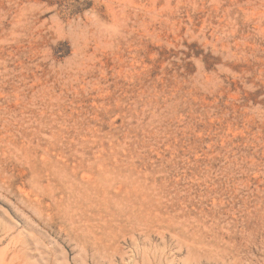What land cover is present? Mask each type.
Instances as JSON below:
<instances>
[{
	"label": "rangeland",
	"instance_id": "374dc122",
	"mask_svg": "<svg viewBox=\"0 0 264 264\" xmlns=\"http://www.w3.org/2000/svg\"><path fill=\"white\" fill-rule=\"evenodd\" d=\"M0 264H264V0H0Z\"/></svg>",
	"mask_w": 264,
	"mask_h": 264
}]
</instances>
